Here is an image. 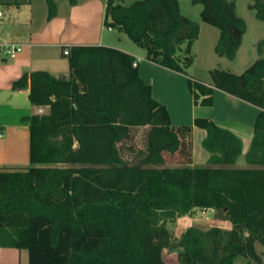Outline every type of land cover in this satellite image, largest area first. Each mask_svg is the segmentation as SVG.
<instances>
[{
	"label": "trees",
	"instance_id": "obj_1",
	"mask_svg": "<svg viewBox=\"0 0 264 264\" xmlns=\"http://www.w3.org/2000/svg\"><path fill=\"white\" fill-rule=\"evenodd\" d=\"M194 1L203 5L202 20L220 30L216 52L234 59L247 30L236 2ZM46 3L52 18L57 1ZM250 7L264 20V0ZM104 23L144 48L148 60L188 75L200 24L181 12L179 0H106ZM257 46L262 53L264 38ZM64 55L69 74L34 70L13 82V88H29L31 104L49 110L24 117L30 164L0 167V247L26 249L29 264H166L163 250L176 247L182 264H235L239 256L260 261L264 58L239 74L211 68L208 84L187 78L196 105L212 106L217 88L258 108L248 166L235 165L242 139L206 116L193 123L206 131L207 164L168 166L167 157L187 147L192 126L172 125L135 56L106 45H73ZM146 124L147 148L131 164L118 143ZM195 208L216 209L232 227L191 225L174 241L169 222Z\"/></svg>",
	"mask_w": 264,
	"mask_h": 264
},
{
	"label": "crops",
	"instance_id": "obj_2",
	"mask_svg": "<svg viewBox=\"0 0 264 264\" xmlns=\"http://www.w3.org/2000/svg\"><path fill=\"white\" fill-rule=\"evenodd\" d=\"M30 2L31 0H5L7 9L0 8L2 12L0 15V44L13 42L22 45V50L14 57L5 56L0 52V167H25L30 164V130L24 117L46 113L49 110L47 105L31 104L29 88H13V82L22 74L34 70H47L54 75L68 74L70 72L69 61L67 65L62 55H64L65 49L73 45H106L124 50L134 55L135 58L146 56L144 48L145 51H142L140 48L137 49L129 43H125L123 31L119 30L117 37L112 32L118 29L105 25L106 0H76L74 4L66 0L62 5L57 1V14L49 19L44 26L37 29L32 28V19L29 18L26 11V6H30ZM63 5L64 8L61 11ZM136 62L139 73L144 79L142 73L148 67L141 65L137 59ZM149 62L148 66H155V68L160 66L150 60ZM160 68L166 70L167 74L185 76L163 66ZM204 82L208 84L211 80ZM150 83L153 88V96L157 98L152 80ZM217 90L220 89L215 88L214 94ZM214 94L212 106L215 103ZM225 94L240 102L241 107L244 103L250 104L227 92ZM160 102L167 105L163 100ZM241 109L248 110V107L243 106ZM195 117L192 118L193 122ZM211 118L221 126L232 130L242 139V152L249 149L253 136V125L245 124L237 118L228 117L223 120L215 119L212 116ZM193 122L191 134L186 137L187 150L192 152L194 162L201 158L207 163L210 154H202L203 151L200 149L198 152L203 157L200 154L199 157L196 153L198 144H201L206 131L195 126ZM145 126L149 130L150 125L146 124ZM194 162L192 165H201L193 164ZM187 217H190L189 214L178 219L185 220V225L190 226ZM0 264H29L28 251L15 247H0Z\"/></svg>",
	"mask_w": 264,
	"mask_h": 264
},
{
	"label": "rangeland",
	"instance_id": "obj_3",
	"mask_svg": "<svg viewBox=\"0 0 264 264\" xmlns=\"http://www.w3.org/2000/svg\"><path fill=\"white\" fill-rule=\"evenodd\" d=\"M56 1L62 5L66 0ZM134 1L136 0H116V2H122L125 5H130ZM230 1L236 2L237 13L247 22L246 33L243 36L242 44L240 45L234 59L221 56L216 52L215 46L220 35V30L218 27L202 20L201 10L203 5L194 0H179L181 12L200 24L199 36L194 40L192 45L194 59L192 65L187 70L188 75L184 74L185 76L183 77L174 76V74H167V71L160 68V66H156L157 68H155V66H148V63L150 62L145 55L140 58L136 57L141 65L148 67L147 70L145 69L146 71L142 73V76L148 83L152 80L155 96L159 98L155 99L166 102V106L172 116V125L176 128L191 125L193 122V116H206L210 118L212 116L218 120L231 117L237 118L250 126L253 125L258 112L256 106L244 103L242 107L247 106L248 110H243L241 109V105H239L240 102L234 100L231 96H228L221 90L215 91L214 106L196 105L194 102V96L187 84L188 77L202 82L210 81L209 70L211 68L218 67L239 74L250 66L257 58H264V51L260 53L257 46L258 42L264 38V20L257 18L256 10L250 7V4H252L254 0ZM0 8L7 9L5 0H0ZM63 8L64 5L62 6L61 11ZM26 11L29 18L32 19L31 23L33 24V29L44 26L49 19H51L48 15V5L46 0H31L30 6H26ZM29 30H31V28H29ZM119 32V30H116L112 33L114 36L118 37ZM122 35L125 43L127 42L131 46L145 51L141 46L131 40L126 33H123ZM182 47L184 48L185 44ZM62 57L68 65L67 56L62 55ZM147 133L148 128L145 125L135 126L131 129V138L118 143L120 153L127 162L131 164L137 163L140 158L143 157L147 148ZM185 143H187V139H185ZM199 149L203 151L202 154H210L201 144H198L196 152L198 156L200 154L198 152ZM247 151L248 150H244L240 154L236 161V166H248L246 162ZM202 154H200L201 157H203ZM192 162H194L193 154L190 150H187V147H184L175 154L167 157L168 166L192 165ZM193 164L207 163H205L204 160H201V158H198ZM189 216L190 217L187 218H189L190 226L198 225L203 229H207L213 225L224 228L232 227V222L220 217L216 209L195 208ZM188 227V224L185 225V220L183 219H177L168 224V228L173 235L174 241H178L182 232ZM256 249L261 256L260 261L239 256L235 259V264H264V247L257 243ZM179 251H181V247L165 248L163 250V259L165 263L182 264L179 258Z\"/></svg>",
	"mask_w": 264,
	"mask_h": 264
},
{
	"label": "built area",
	"instance_id": "obj_4",
	"mask_svg": "<svg viewBox=\"0 0 264 264\" xmlns=\"http://www.w3.org/2000/svg\"><path fill=\"white\" fill-rule=\"evenodd\" d=\"M2 12L0 11V15ZM22 50V45L18 43H5V44H0V52L9 57H14L18 52ZM64 53H68V49L64 50ZM137 62H135L136 64Z\"/></svg>",
	"mask_w": 264,
	"mask_h": 264
}]
</instances>
